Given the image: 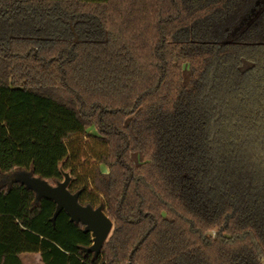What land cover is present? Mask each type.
Here are the masks:
<instances>
[{"label": "trees", "instance_id": "1", "mask_svg": "<svg viewBox=\"0 0 264 264\" xmlns=\"http://www.w3.org/2000/svg\"><path fill=\"white\" fill-rule=\"evenodd\" d=\"M0 264H264V0H0Z\"/></svg>", "mask_w": 264, "mask_h": 264}, {"label": "water", "instance_id": "2", "mask_svg": "<svg viewBox=\"0 0 264 264\" xmlns=\"http://www.w3.org/2000/svg\"><path fill=\"white\" fill-rule=\"evenodd\" d=\"M11 180H17L24 183L28 188L35 191L37 199L46 197L56 202L57 207L52 221L54 222L57 215L65 210L70 216V220L84 225V232L92 235L93 243L85 248L86 252H93L95 255L99 253L103 244L107 241L112 229L113 222L105 214L102 205L94 208L91 205H82L79 202V192L72 193L68 184L71 179L69 172H64V179L56 185L49 184L46 180L32 176L27 172H18L10 177ZM212 235L215 232H211ZM144 236L136 245L130 254L144 241Z\"/></svg>", "mask_w": 264, "mask_h": 264}, {"label": "rangeland", "instance_id": "3", "mask_svg": "<svg viewBox=\"0 0 264 264\" xmlns=\"http://www.w3.org/2000/svg\"><path fill=\"white\" fill-rule=\"evenodd\" d=\"M88 131L89 133H97V130L95 127H91Z\"/></svg>", "mask_w": 264, "mask_h": 264}]
</instances>
